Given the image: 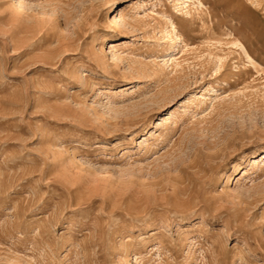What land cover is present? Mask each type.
<instances>
[{
  "label": "rangeland",
  "instance_id": "374dc122",
  "mask_svg": "<svg viewBox=\"0 0 264 264\" xmlns=\"http://www.w3.org/2000/svg\"><path fill=\"white\" fill-rule=\"evenodd\" d=\"M263 152L264 0H0V264H264Z\"/></svg>",
  "mask_w": 264,
  "mask_h": 264
},
{
  "label": "bare ground",
  "instance_id": "6f19581e",
  "mask_svg": "<svg viewBox=\"0 0 264 264\" xmlns=\"http://www.w3.org/2000/svg\"><path fill=\"white\" fill-rule=\"evenodd\" d=\"M112 46H114V45H112ZM177 64V63H176ZM262 155V159L264 158V152L261 154Z\"/></svg>",
  "mask_w": 264,
  "mask_h": 264
}]
</instances>
